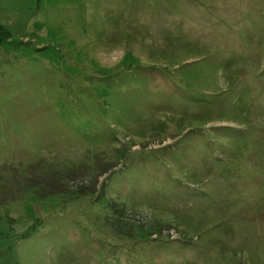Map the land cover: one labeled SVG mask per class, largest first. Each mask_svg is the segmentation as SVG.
Instances as JSON below:
<instances>
[{
    "label": "rangeland",
    "instance_id": "1",
    "mask_svg": "<svg viewBox=\"0 0 264 264\" xmlns=\"http://www.w3.org/2000/svg\"><path fill=\"white\" fill-rule=\"evenodd\" d=\"M0 27V264H264V0H0Z\"/></svg>",
    "mask_w": 264,
    "mask_h": 264
},
{
    "label": "trees",
    "instance_id": "2",
    "mask_svg": "<svg viewBox=\"0 0 264 264\" xmlns=\"http://www.w3.org/2000/svg\"><path fill=\"white\" fill-rule=\"evenodd\" d=\"M1 28V27H0ZM0 31H3V28H1V30ZM0 42H2V41H0Z\"/></svg>",
    "mask_w": 264,
    "mask_h": 264
}]
</instances>
